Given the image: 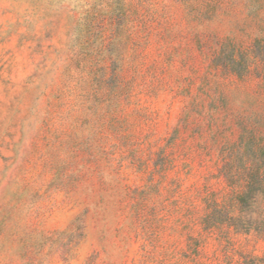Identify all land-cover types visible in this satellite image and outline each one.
<instances>
[{
  "label": "rangeland",
  "instance_id": "obj_1",
  "mask_svg": "<svg viewBox=\"0 0 264 264\" xmlns=\"http://www.w3.org/2000/svg\"><path fill=\"white\" fill-rule=\"evenodd\" d=\"M0 264H264V0H0Z\"/></svg>",
  "mask_w": 264,
  "mask_h": 264
},
{
  "label": "trees",
  "instance_id": "obj_2",
  "mask_svg": "<svg viewBox=\"0 0 264 264\" xmlns=\"http://www.w3.org/2000/svg\"><path fill=\"white\" fill-rule=\"evenodd\" d=\"M260 174L257 170L253 171L248 176V182L245 188L237 195V203L239 206V210L243 212L248 206L251 204L254 197L257 195L259 190L258 185L261 184ZM243 219L241 216L236 218H231L229 220V224L234 226L235 228H240L241 224H243Z\"/></svg>",
  "mask_w": 264,
  "mask_h": 264
}]
</instances>
